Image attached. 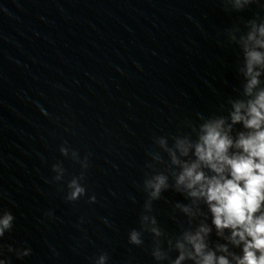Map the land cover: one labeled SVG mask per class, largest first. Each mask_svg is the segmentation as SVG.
I'll use <instances>...</instances> for the list:
<instances>
[{"label":"water","instance_id":"water-1","mask_svg":"<svg viewBox=\"0 0 264 264\" xmlns=\"http://www.w3.org/2000/svg\"><path fill=\"white\" fill-rule=\"evenodd\" d=\"M253 18H264V0L242 11L222 0H0V210L15 217L0 243L31 250L5 248L10 264H95L103 253L106 264H158L150 233L140 246L128 240L140 230L154 138L227 114L241 86L227 32ZM82 172L86 194L68 201ZM177 202L187 203L172 189L153 202L169 235L187 226ZM201 207L194 224L211 226ZM228 236L213 227L208 242L227 245L216 255L235 264L229 253L241 247Z\"/></svg>","mask_w":264,"mask_h":264},{"label":"clouds","instance_id":"clouds-1","mask_svg":"<svg viewBox=\"0 0 264 264\" xmlns=\"http://www.w3.org/2000/svg\"><path fill=\"white\" fill-rule=\"evenodd\" d=\"M255 2L222 0L225 11H242ZM245 28L246 31L235 27L227 32L229 42L240 50L237 73L241 80L237 95L228 98V107L223 109L227 114L201 116L198 125L185 123L187 132L154 138L155 148L149 152L151 162L146 163L152 172L143 182L146 199L140 230L132 229L128 240L140 246L142 234L150 233L151 255L158 264H183L186 260L193 264H232L228 256L216 255L217 250L227 253V245L217 244L216 250L210 247L208 237L213 227L221 237L229 230V242L241 247V255L229 253L235 264H264V18L248 20ZM60 151L65 156L69 154L66 147ZM72 157L78 159V153L72 152ZM87 167L86 157L82 168ZM53 171L56 181L63 179L65 169L61 164L53 165ZM83 179L82 172L68 182V201L86 194ZM169 189L187 201L174 205V212L178 210L187 223L175 235L166 233L152 214L153 202ZM89 202L95 203L96 197H89ZM201 204L211 215V226L204 221L194 224L204 215ZM14 220L10 211L0 210V238L12 230ZM5 248L17 258L31 254L28 248L14 249L0 243V264H10ZM172 252L177 255L173 257ZM107 260L103 253L95 264H106Z\"/></svg>","mask_w":264,"mask_h":264}]
</instances>
